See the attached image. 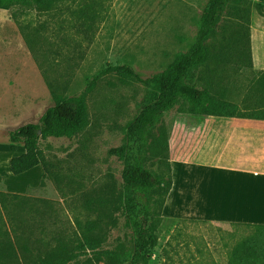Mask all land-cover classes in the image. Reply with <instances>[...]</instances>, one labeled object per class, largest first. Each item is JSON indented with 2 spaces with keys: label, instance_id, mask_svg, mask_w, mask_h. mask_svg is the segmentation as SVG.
Returning a JSON list of instances; mask_svg holds the SVG:
<instances>
[{
  "label": "rangeland",
  "instance_id": "rangeland-1",
  "mask_svg": "<svg viewBox=\"0 0 264 264\" xmlns=\"http://www.w3.org/2000/svg\"><path fill=\"white\" fill-rule=\"evenodd\" d=\"M206 3L61 0L49 11L20 13L17 20L14 9H0V191L19 195L10 200V209L26 238L33 242L43 234L50 245L59 239L73 240L80 235L78 220L97 222L105 243L119 234L121 220L114 199L121 186L123 163L108 150L123 141L126 124L140 109L145 87L117 73L97 81L86 96L82 130L72 139L42 141L49 172L38 165L12 174L10 160L25 148L21 143L12 147L10 131L39 122L54 102L51 89L79 94L108 64L127 62L144 76L164 69L176 53L189 48ZM209 42L213 55L222 51L232 60L238 59L240 47L252 52L255 46L253 61L264 63L261 0H230ZM222 64L210 61L195 72L193 81L218 79ZM177 120L189 123L193 117L177 110L165 116L167 127ZM159 167L168 171L167 161L163 159ZM192 171L198 175L202 169ZM155 232L158 242L147 251L143 264H229L233 249L244 240L264 252V228L251 224H214L162 213ZM76 264L114 263L91 255Z\"/></svg>",
  "mask_w": 264,
  "mask_h": 264
},
{
  "label": "trees",
  "instance_id": "trees-1",
  "mask_svg": "<svg viewBox=\"0 0 264 264\" xmlns=\"http://www.w3.org/2000/svg\"><path fill=\"white\" fill-rule=\"evenodd\" d=\"M61 0H0V9H14L12 15L30 10L49 11ZM230 0H207L201 12L200 24L189 49L179 52L167 66L144 76L130 63L108 64L76 95L51 89L53 104L39 122L26 123L10 131L14 148L23 144L25 152L10 160V171L19 175L43 165L49 172V160L42 141L50 138H74L86 122V96L104 75L117 73L137 80L145 87L140 109L125 127L123 141L108 150L123 163L122 182L115 197V211L121 220L119 234L105 243L95 221H77L78 238L50 245L41 234L32 242L25 230L15 222L10 200L18 194L0 191V264H76L96 255L114 264H143L148 250L156 246V227L173 184L170 166L169 140L173 122L165 124L166 114L177 110L191 115L192 122L205 118L213 103L209 90L193 81L195 72L210 61L252 63L251 48L240 47L238 59L212 54L209 41L219 30ZM264 9V0H261ZM168 171L159 167L162 160ZM1 178V176H0ZM8 214V219L2 210ZM10 216V217H9ZM264 228V225H257ZM23 242V245L21 244ZM32 242V243H30ZM40 245L48 247L43 250ZM229 264H264V252L247 240L239 242L232 251Z\"/></svg>",
  "mask_w": 264,
  "mask_h": 264
},
{
  "label": "crops",
  "instance_id": "crops-1",
  "mask_svg": "<svg viewBox=\"0 0 264 264\" xmlns=\"http://www.w3.org/2000/svg\"><path fill=\"white\" fill-rule=\"evenodd\" d=\"M255 58L253 46L252 63L223 62L218 79L200 82L213 96L207 116L173 123L164 216L264 225V63Z\"/></svg>",
  "mask_w": 264,
  "mask_h": 264
}]
</instances>
